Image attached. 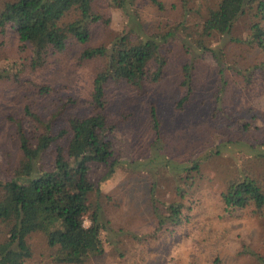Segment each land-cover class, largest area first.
I'll use <instances>...</instances> for the list:
<instances>
[{"label":"rangeland","instance_id":"rangeland-1","mask_svg":"<svg viewBox=\"0 0 264 264\" xmlns=\"http://www.w3.org/2000/svg\"><path fill=\"white\" fill-rule=\"evenodd\" d=\"M7 1L0 0V8ZM161 1L163 8L137 0L135 24L144 34H175L163 42L164 76L143 87L126 81L108 87L107 111L118 123L110 134L117 163L106 179L109 165L91 164V179L100 191L90 201L102 204L113 244L106 242L103 254L82 264H263L264 214L248 208L222 216L221 210V194L231 179L252 176L264 184V51L252 41L251 17L240 16L231 34L208 36L202 23L217 0ZM95 9L104 19L96 23L90 44H107L128 27V15L111 0H98ZM82 49L76 43L37 64L32 45L18 36H0V180L21 156L16 120L39 134L45 124L58 131L70 117L92 114L94 78L103 62L81 60ZM186 63L193 68L194 91L181 106ZM152 106L158 109L164 139H156L152 129ZM30 112L44 124L34 122ZM195 158L202 173L194 182L187 175L180 182V165ZM176 200L184 205L182 221L173 230L155 233L154 205L165 210ZM85 224L90 225L87 217ZM6 229L0 220V241L7 238ZM30 241L34 256L28 264H60L42 234Z\"/></svg>","mask_w":264,"mask_h":264},{"label":"trees","instance_id":"trees-1","mask_svg":"<svg viewBox=\"0 0 264 264\" xmlns=\"http://www.w3.org/2000/svg\"><path fill=\"white\" fill-rule=\"evenodd\" d=\"M111 1L126 12L129 25L137 22V0ZM148 1L159 8L164 6L161 0ZM97 2L10 0L0 8V36L8 39L18 36L20 42L32 45L37 64L43 62L50 52H64L76 43L83 46L81 60L103 62L94 78L92 114L72 116L68 126L58 131L45 124L39 134L28 132L24 123L16 120L21 156L12 173L0 180L4 192L0 198V220L7 226V238L0 241V264H28L34 256L30 238L36 233L44 236L52 249L53 261L60 264H82L92 255L103 254L106 242L113 244L109 237L112 230L103 219L102 204L90 201V195L100 191L91 179V164L109 165L103 177L106 179L114 173L117 163L116 158L113 159L115 144L110 134L118 128V123L107 111L108 87L111 83L123 81L143 87L146 82L160 80L167 65L162 54L163 42L175 34H144L135 24L133 27L128 25L107 44H90L96 23L104 19L95 9ZM183 4L186 8V2ZM73 13L75 16L69 17ZM244 14L251 17L252 41L264 51V0H217L205 16L202 33L208 36L214 32L231 34L236 20ZM105 21L108 22L109 18ZM198 42L203 49L209 48L205 42ZM217 51L213 48L220 63ZM190 65L186 63L184 67L183 82L187 92L179 101L181 106L194 91ZM30 114L34 122L44 124L40 116ZM150 120L156 139H164L156 106H152ZM46 154L51 163H47ZM260 155L263 158L264 152ZM198 160L195 158L190 165H180V182L187 176L194 177V182L195 176L202 173ZM171 163L169 159L166 162L167 165ZM181 184L176 186L180 188L179 193L182 192ZM221 200V210L226 213L222 216H231L248 208L264 214V184L252 176L231 179L221 194ZM154 206L158 220L155 233L173 230L182 221L184 205L181 200L167 204L165 210L159 205ZM86 217L90 220L89 226L85 224ZM133 237L138 242L142 239ZM260 259L264 264V258Z\"/></svg>","mask_w":264,"mask_h":264}]
</instances>
